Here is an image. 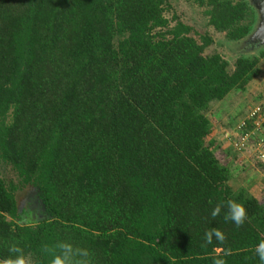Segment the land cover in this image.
Segmentation results:
<instances>
[{
    "label": "trees",
    "instance_id": "trees-1",
    "mask_svg": "<svg viewBox=\"0 0 264 264\" xmlns=\"http://www.w3.org/2000/svg\"><path fill=\"white\" fill-rule=\"evenodd\" d=\"M193 1L230 41L258 22L248 0ZM192 31L167 0H0V162L18 178L0 177V264L12 244L52 264L61 241L92 264H261L264 201L231 185L207 113L259 75L264 47L230 70ZM27 185L46 216L20 223ZM229 200L240 227L211 216Z\"/></svg>",
    "mask_w": 264,
    "mask_h": 264
},
{
    "label": "rangeland",
    "instance_id": "rangeland-1",
    "mask_svg": "<svg viewBox=\"0 0 264 264\" xmlns=\"http://www.w3.org/2000/svg\"><path fill=\"white\" fill-rule=\"evenodd\" d=\"M167 1L178 18L193 28L191 35L197 40H200V37L205 34L212 38V43L205 49V53L211 54L217 52L221 54V56L228 61L230 70L233 69V63L238 56L258 54L260 47H257L254 43H249L247 38L240 41H230L226 39L224 33L216 32L208 23V18L204 12L205 7L198 6L193 0ZM171 15L172 12L167 13V17L170 18ZM259 67V75L255 77L244 90H232L224 99L211 103L207 116L211 121L213 130L219 132L218 135L217 133L215 134L218 138L224 135L226 131L236 130L240 120L248 114L251 108L264 102V59L260 60ZM224 139H222V141H226V139ZM219 144L217 142L215 146V153L220 163L227 165L229 169L231 168V173L234 169H238L236 172L239 171L240 166L244 168V162L241 161L239 162L240 164L237 165L233 161L236 159L237 152L232 151L229 147L221 148ZM245 153L246 156H248V154L250 155L244 161L247 163L251 162L254 168H257L259 165L257 164L258 161L256 160L255 154H253L252 151ZM237 154L241 155V153ZM243 170H245V168L240 170L241 172L238 176L231 180L233 188L244 187L247 189V180L250 181L252 186L261 183L260 174H254L247 179V173ZM233 176L232 174V177ZM0 177L6 182H13L14 184L18 182L17 175L13 169L3 162H0ZM248 191H250V189ZM250 194L257 195L255 196L256 198L264 201V194L261 192V189L256 192H250ZM15 197L20 223H33L46 216L38 190L32 185H27L17 190L15 192ZM25 262L26 264H32L30 257H28Z\"/></svg>",
    "mask_w": 264,
    "mask_h": 264
},
{
    "label": "clouds",
    "instance_id": "clouds-1",
    "mask_svg": "<svg viewBox=\"0 0 264 264\" xmlns=\"http://www.w3.org/2000/svg\"><path fill=\"white\" fill-rule=\"evenodd\" d=\"M224 212V220L230 221L235 224L236 227L242 226L247 218L245 207L235 201L229 200L226 203L217 204L211 211L213 218L221 215ZM213 236L216 240L223 242L225 240L224 234L219 230H214L211 233L206 234V239L211 243ZM9 252L16 255L15 260H8L7 264H26L22 255V249L16 244H12L9 247ZM52 264H92L91 252L85 247H78L70 242H58L53 249ZM256 253L259 257L261 264H264V243H261L256 248ZM230 251L224 253L225 256L230 255ZM213 264H226V260L223 258H214Z\"/></svg>",
    "mask_w": 264,
    "mask_h": 264
},
{
    "label": "built area",
    "instance_id": "built-area-1",
    "mask_svg": "<svg viewBox=\"0 0 264 264\" xmlns=\"http://www.w3.org/2000/svg\"><path fill=\"white\" fill-rule=\"evenodd\" d=\"M224 138L238 152L252 151L264 170V102L253 106L236 130L224 132Z\"/></svg>",
    "mask_w": 264,
    "mask_h": 264
},
{
    "label": "crops",
    "instance_id": "crops-1",
    "mask_svg": "<svg viewBox=\"0 0 264 264\" xmlns=\"http://www.w3.org/2000/svg\"><path fill=\"white\" fill-rule=\"evenodd\" d=\"M217 133V135H218V131L216 132V130H214V133L212 134V136L216 139V141L218 142V144L219 143H223V144H219L220 146H221V148H223V147H229L232 151H234L233 150V147H232V145H231V143L228 141V140H226V141H222V139H224V135H222L220 138H218V136L216 135L215 136V134ZM225 140V139H224ZM223 145V146H222ZM235 152V151H234ZM236 159L235 160H233L234 162H235V164H237V165H239L240 163L239 162H244L245 164V166H244V168H245V170H243L244 172H246L247 173V179H249L250 177H252L254 174H260V177H261V183H258V184H256V185H251L250 184V181L249 180H247V186H248V190L250 189V191L249 192H256V191H259L260 189H261V192L264 194V170L261 168V167H257V168H254V165L253 164H251V162H249V163H247V162H245L244 160L247 158V157H249V155L250 154H248V156H246V153L244 154H241V155H239V154H237L236 153ZM239 155V156H238ZM232 166V165H231ZM242 166H240L239 167V171H237L236 172V170H238V169H234L233 170V172H232V174L234 175L233 176V178H235V177H237L238 176V174L241 172L240 170H242V169H244V168H241ZM231 169V168H230ZM232 171V170H231ZM245 173V174H246ZM260 185H262V186H260ZM260 186V187H259ZM253 196H257V195H253Z\"/></svg>",
    "mask_w": 264,
    "mask_h": 264
},
{
    "label": "water",
    "instance_id": "water-1",
    "mask_svg": "<svg viewBox=\"0 0 264 264\" xmlns=\"http://www.w3.org/2000/svg\"><path fill=\"white\" fill-rule=\"evenodd\" d=\"M258 14V22L254 30L246 37L249 43L264 47V0H248Z\"/></svg>",
    "mask_w": 264,
    "mask_h": 264
}]
</instances>
